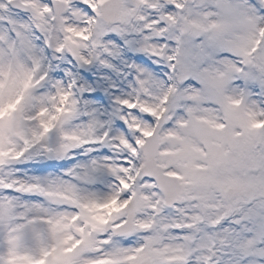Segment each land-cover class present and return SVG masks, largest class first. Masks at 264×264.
I'll use <instances>...</instances> for the list:
<instances>
[{"label":"snow or ice","instance_id":"obj_1","mask_svg":"<svg viewBox=\"0 0 264 264\" xmlns=\"http://www.w3.org/2000/svg\"><path fill=\"white\" fill-rule=\"evenodd\" d=\"M0 264H264V0H0Z\"/></svg>","mask_w":264,"mask_h":264}]
</instances>
